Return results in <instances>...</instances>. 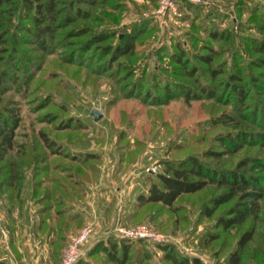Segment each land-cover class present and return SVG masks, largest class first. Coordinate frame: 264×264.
Segmentation results:
<instances>
[{
  "label": "rangeland",
  "instance_id": "374dc122",
  "mask_svg": "<svg viewBox=\"0 0 264 264\" xmlns=\"http://www.w3.org/2000/svg\"><path fill=\"white\" fill-rule=\"evenodd\" d=\"M121 1L123 7L119 12L107 10L110 22L92 25L79 21L74 26L93 27L91 32L111 29L117 33H129L135 25L146 20L151 22L136 36L132 54L118 59L113 66H109V72L104 74L94 70L102 58L99 46H92L88 54L69 56L70 49L79 46L88 35L68 40L70 35L65 34L71 29L58 30L53 36L51 50L41 52L30 40L23 39L31 36L20 31L23 28L21 25L29 23L20 2L5 6L7 10L0 13V35H3V39L8 38L9 42L0 44V59H3L0 68L6 70L8 60H15V57H22L26 66L22 63L16 71L9 68L10 73L18 79L20 91L15 87L1 91L0 87V105L12 103L17 108L20 121L14 139L20 147H16L0 162V169L6 164L18 168L17 164L10 161L25 158L24 166L28 168L29 182L34 168L33 160L45 156L48 165L46 174L38 173L36 180L45 177L48 190L54 188L50 184L52 177L63 179L67 176L65 173L73 172L89 183L87 191L78 192L75 200H72L76 211L82 212L83 221L68 229V241L62 249L63 252L68 242L86 224L91 223L93 232L83 246V260L77 264H118L111 261L105 252H88L101 239L107 242L111 237L115 239L112 241L122 244V238L116 231L117 226L128 228L143 224L155 232L165 234L169 238L166 243L174 246L176 256L197 257L201 264H225L240 234L248 225L253 224L256 234L244 249L241 264H264V194L259 200L257 219H250L240 227L228 229H216L214 223L231 203L220 205L211 217L206 218L200 214L202 206L222 191L215 186L182 195L176 201L180 205L176 209L160 204L132 208L140 185L143 189L148 187L145 181L150 174L146 173V168L157 167L155 175L164 172L166 161H179L189 155L222 150L218 137L233 132V129L213 123V120L224 113L233 115L231 107L213 100L185 103L179 98L166 105L155 106L147 99L131 98L126 92L134 83L135 88L141 87V95L145 89H149L153 95L156 92L155 85L162 86L171 80L194 87L192 80L175 76L179 69L169 56L176 43L185 50L190 65L199 69L204 66L198 63V55L206 53V47H214L219 53L213 58L214 63L225 64L227 70H244L246 76L264 72L262 67L251 66V60L257 56L250 50L253 41H264V27L257 13L264 9V0H202L201 6L180 3L182 17L170 21L166 27H161L151 17L157 8V0ZM210 30L223 32V36L216 40L210 39L207 35ZM117 42L116 36L99 45L108 43L114 46ZM85 49L80 47L77 50L85 52ZM250 99L248 106L242 110L244 113L258 101L264 107L263 93L253 92ZM93 110L103 113L98 122L93 121ZM234 117L240 118L238 115ZM249 127L261 132L258 127ZM41 132L54 141L60 157H53L52 151H47L39 136ZM86 153L98 157L97 161L93 160L96 163L93 168L98 169L94 182H91V178L96 170L87 169L86 165L72 162L70 158L76 156L82 160ZM255 158L264 159V146L252 144L242 147L235 154L205 160L223 170L237 169L246 163L247 167L241 169L243 171L249 170L250 162ZM56 165L58 169L64 166L69 169L54 171ZM25 190H30V187L26 186L22 191ZM0 193L5 196L2 191ZM38 197L39 192L31 201L38 204ZM54 210V207L50 210L47 225H64L61 220L55 222ZM21 226L22 234L29 240L32 237L29 225ZM123 242L128 247L124 264H172L165 257L164 251L155 245L158 243L126 239ZM120 250L117 251L119 256Z\"/></svg>",
  "mask_w": 264,
  "mask_h": 264
},
{
  "label": "trees",
  "instance_id": "16d2710c",
  "mask_svg": "<svg viewBox=\"0 0 264 264\" xmlns=\"http://www.w3.org/2000/svg\"><path fill=\"white\" fill-rule=\"evenodd\" d=\"M14 2H20L23 10L27 13L26 20L29 23L28 25H21L23 28L20 29L21 32H26L31 36L29 39L22 37L25 41L30 40L29 42L36 45L41 52L46 53L51 50L50 46L53 42V36L58 30L69 27L71 31L65 34L70 35L68 40L88 35L87 39L80 43L79 46L75 45L76 47L73 46L70 49L69 56L73 55L77 57L81 55L80 53L88 54L92 46H99L102 58L98 62L99 65L94 69L99 74L108 73L110 70L109 66H113L118 59L129 57L134 51L136 36L140 35L151 24L150 21L146 20L143 23L135 25L129 33H117L111 29L91 32L93 27L90 26L74 27L79 21L89 22L92 25L94 23L103 24L107 21L110 22V13L107 10L119 12L123 7L121 0H69L67 2L64 0H0V13L7 10L5 6ZM243 3L245 2L243 1ZM257 13L262 19L261 25L263 28L264 9ZM207 35L208 38L216 40L223 36V32L218 33L216 30H210ZM116 36L118 37L116 45L113 46L108 43L106 45H99L113 40ZM2 37L3 35H0V44L4 45L6 42H9L8 38L3 39ZM80 47L86 48L85 52H78L77 49ZM206 48V53L198 55L196 58L198 63L204 66V68L200 69L197 66L190 65V59L180 44H174L170 52L169 58L179 69V71H176L177 75L175 76L192 80L194 87L181 83V81L171 80L162 86L155 85L154 91L156 92L153 95H151L149 89H145L144 94L141 95L143 92L141 91V87L135 88L134 83L130 85V88L126 92L131 98L147 99L155 106L166 105L168 102L178 98L182 99L185 103L213 100L217 103L228 105L233 110V115L224 113L222 116L214 119L213 123L230 127L233 129V132L218 137V143L222 147L221 151H206L201 155H189L179 161H166L163 173L147 176L145 182L148 183V187L146 189L141 188L142 185H140L132 208L160 204L167 208L176 209L180 207L176 201L182 195L193 194L209 186H215L222 189V191L212 196L202 206L200 214L206 218L211 217L220 205L231 203L226 211L217 217L214 223V228L216 229H228L235 226L240 227L250 219H257L259 200L264 194V159H253L250 162L249 170L243 171L241 169L247 167L246 163L241 164L237 169L223 170L205 159H220L224 155L235 154L242 147L252 144L264 146V107L258 101L254 105H251V109H246L248 110L246 111L247 114L242 111L244 107L248 106L247 104L251 100L253 92L264 94V72L250 73L248 76L244 74V70L242 72V70L236 69L234 72H231L226 69L225 64L219 65L214 63L213 58L219 55L214 47ZM250 50L257 56L255 60H251V66L254 68H264V41H253ZM2 60L0 59V62H3ZM23 61L22 57H15V60L10 58L7 63V69L0 68L1 91L11 87H15L16 90L20 91L18 79L10 73L9 68L12 71L18 70ZM23 66H26L25 63H23ZM204 79L207 81H204ZM4 93H1V95ZM0 104H2L1 101ZM16 112L17 108L12 103H9L7 106L0 105V162L11 154L16 147L18 149L20 147L14 141L16 137L15 131L19 127L20 122ZM234 115H238L240 118H235ZM243 120H248L249 122ZM249 126L252 128L258 127L261 132H257ZM39 136L47 151H52L53 155L51 156L60 157L58 151H56L54 141L50 140L42 132L39 133ZM63 156L68 155L64 154ZM49 157L50 154L47 158ZM44 158L45 156H42L39 157V160H33L35 161L33 163L34 168L29 182L28 168L24 166L25 158L10 161V163L17 164L18 168L15 169L7 164L3 165L0 169V191L5 194L10 203L20 200L21 192L27 185H29L32 191V199L39 192V197L36 198V202L39 204L37 210L39 214V227L43 231H51V240H62L67 235L68 229L73 227L72 225L83 221L82 212L76 211L70 218L66 216L68 211L67 204L75 200L78 192L87 191L89 183L70 171L71 173H65L67 176H64L63 179L58 178V176L52 177L50 184L54 188L48 190L44 182L46 180L45 177L36 180L38 173L40 175L46 174L48 165L46 163L47 159ZM70 158L72 162L77 161L80 165H86L87 169L96 170L91 178V182L96 181L98 169L93 168L96 165L93 160H98L97 155L86 153L82 160L76 156ZM67 168L69 169V167L64 166L62 169H58V165H56V170L54 169V171L60 170L58 172H63L68 170ZM53 207L55 209V222L56 220L57 222L61 220L60 222H63L64 225L58 224L59 226L56 227L52 224L47 225L46 222L49 220L50 210ZM129 215H134V212L132 215ZM255 234V226L253 224L248 225L238 237L236 246L226 258L225 264H241L243 251L253 240ZM102 240H99L88 253L105 252L111 261L124 264L128 252V247L123 242L124 239L121 241L122 244L112 241L115 239L111 237L107 242ZM137 241L146 240L139 239ZM155 245L164 251L165 257L172 264H201L197 257L176 256L174 253L175 248L170 243H158ZM118 249H121L120 256L117 254ZM1 255L2 251L0 250ZM82 260L83 258H80L75 264L81 263ZM0 264H5V262L0 259Z\"/></svg>",
  "mask_w": 264,
  "mask_h": 264
},
{
  "label": "crops",
  "instance_id": "0c3cea01",
  "mask_svg": "<svg viewBox=\"0 0 264 264\" xmlns=\"http://www.w3.org/2000/svg\"><path fill=\"white\" fill-rule=\"evenodd\" d=\"M31 193V190L22 191L20 200L15 203H10L0 193V259L5 264H59L68 235L62 240H51V231L40 229L39 206L31 201ZM67 207L66 216L70 218L76 212V207L73 202L68 203ZM23 224L29 225L32 236L29 240L22 234Z\"/></svg>",
  "mask_w": 264,
  "mask_h": 264
},
{
  "label": "built area",
  "instance_id": "2783aa9c",
  "mask_svg": "<svg viewBox=\"0 0 264 264\" xmlns=\"http://www.w3.org/2000/svg\"><path fill=\"white\" fill-rule=\"evenodd\" d=\"M187 3L194 6L203 5L202 0H157V8L151 17L158 21L161 27L168 26L172 20L181 18L179 3ZM157 167L146 168L148 174H154ZM116 231L120 238L126 240H148L154 243L169 242V238L162 233L155 232L147 225H137L134 227L117 226ZM93 232L92 224H86L83 229L73 237L67 247L63 250L60 264H75L83 255V246Z\"/></svg>",
  "mask_w": 264,
  "mask_h": 264
},
{
  "label": "water",
  "instance_id": "95a60500",
  "mask_svg": "<svg viewBox=\"0 0 264 264\" xmlns=\"http://www.w3.org/2000/svg\"><path fill=\"white\" fill-rule=\"evenodd\" d=\"M91 116H92L94 122H98L103 117V113H102V111H99V110H93L91 112Z\"/></svg>",
  "mask_w": 264,
  "mask_h": 264
}]
</instances>
